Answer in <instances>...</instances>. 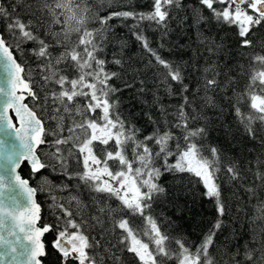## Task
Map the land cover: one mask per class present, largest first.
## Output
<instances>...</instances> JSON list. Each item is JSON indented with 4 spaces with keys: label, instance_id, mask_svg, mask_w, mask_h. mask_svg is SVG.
<instances>
[{
    "label": "snow or ice",
    "instance_id": "snow-or-ice-1",
    "mask_svg": "<svg viewBox=\"0 0 264 264\" xmlns=\"http://www.w3.org/2000/svg\"><path fill=\"white\" fill-rule=\"evenodd\" d=\"M113 5L131 8L122 0L0 4V66L6 74L0 82V262L124 264L127 253L135 264H264V152L245 163L206 144L219 132L236 153L240 145L233 142L242 129L249 140L259 135L264 148V37L256 35L264 28V0H195L191 8L184 0H150L146 12ZM113 20L134 22L129 31L142 58L123 56L127 44L115 37ZM145 23L162 38L173 24L194 33L195 58L165 59L144 34ZM209 24L234 34L210 36ZM114 39L121 52L109 59ZM20 55L35 68L26 69ZM125 93H131L128 114L120 111ZM45 112L54 126H46ZM73 158L77 169L70 167ZM25 166L27 178L21 175ZM176 173L191 174L215 205L216 220L198 245L172 236L166 229L175 221L154 214V206L167 203L183 219L181 190L165 187ZM37 177L42 184L33 186ZM224 182L256 201L243 222V208L229 216ZM45 186L49 195L68 194L51 195L56 215L50 224H40L35 200ZM137 217L140 229L132 224ZM90 228L116 243L104 247ZM50 233L54 238L46 244Z\"/></svg>",
    "mask_w": 264,
    "mask_h": 264
},
{
    "label": "trees",
    "instance_id": "trees-1",
    "mask_svg": "<svg viewBox=\"0 0 264 264\" xmlns=\"http://www.w3.org/2000/svg\"><path fill=\"white\" fill-rule=\"evenodd\" d=\"M1 4L5 7L9 6L12 3V0H0ZM102 0H93V3H100ZM119 2V0H118ZM185 4L188 8H191L195 5V0H184ZM123 4L131 5V8H120L116 5L113 7L116 10H135L137 12H146L150 8V0H122ZM102 13L106 12L107 9H100ZM205 15H208L205 13ZM134 22L132 20L128 21H120L113 20L110 21V24L115 27V37L119 38V40L126 42L127 48L123 50L122 54L125 58L131 56L134 61L137 58L143 57V51L138 42H136L129 31V26H131ZM123 25V26H122ZM144 30V34L147 36L148 40L151 42V46L153 48H159L160 55H162L165 59L171 60L176 63H185L190 58H195L196 56V47L197 43L195 41V35L192 32H180L176 29L175 24H173L172 29L170 30V34L167 37L162 38V34L155 30L154 26H150L147 23L141 25ZM208 31L206 34L213 37H224L233 35V30L227 28L222 25L209 24L205 26ZM224 28L223 31H220L221 28ZM203 31V30H202ZM257 37H264V28H261L257 33ZM163 44V47H159ZM113 47L109 49L106 53V56L110 59L113 53L121 52V49L118 45V42L114 39ZM180 45L182 47H178ZM202 51V49H201ZM21 63H24L27 68H35V64L28 60L27 57L20 55L18 57ZM137 66H140L137 63ZM112 70H116L115 67ZM35 76V73H32ZM151 73L149 74V76ZM131 93H125L122 97L123 103L120 106V111L124 114H128L131 109V105L129 104L128 96ZM30 106H32L33 102L31 100H27ZM140 107L136 106L134 112L139 113ZM46 126H54L53 123L47 121V113H44ZM229 120H232V117H228ZM145 124V120L142 118L138 121V126L143 127ZM235 130V129H234ZM231 139V138H229ZM235 144H239L240 147L237 149L236 153L229 151L228 149L232 147V144H227L221 138V133L214 132L211 137L206 141L207 146L212 147H222L229 158L235 157L237 161L244 160L245 163L247 160H252L256 156H258L261 152H264V148L260 147V136L258 135L256 140H249L244 134L243 130H240V133L237 137V140L233 142ZM245 149L247 151H245ZM251 152V155L248 152ZM242 153V154H241ZM207 155V153H205ZM225 163H227L225 161ZM70 167L73 169L79 168V165L76 163L75 158L70 162ZM22 174L25 177H28V168L25 166ZM43 175L47 176L48 173H44ZM59 183V181H57ZM31 183L36 186L37 184H42V180L40 177H37L31 181ZM73 184H77L76 181H73ZM168 185H174L176 188L180 189V205L185 209L183 213V219H177L174 215V210L170 204L164 203L159 207L154 206V214H163L167 217L172 218L175 221V228L166 229L170 232V234L174 237L183 236V238L187 241L188 245H198L203 238L204 234L207 233L212 223L216 220V212L214 202L204 198L203 187L196 182V179L188 173H176L169 174L167 176V182L165 187ZM246 186V185H245ZM224 196L227 198L226 203L229 207V216L235 218L237 215V209L243 208V211L239 213L241 217V222H243L244 214H251L252 205L256 203L255 200L249 202L247 194L243 191V189L237 185L230 184L228 182H224L223 185ZM51 195H55L58 199H64L68 194L61 193L53 190ZM51 195H49V189L45 186L42 191L37 193L38 203L41 205V220L40 224L45 223H54L55 222V209L51 207ZM75 195V193H72ZM261 199H264V193L260 194ZM87 202V201H85ZM75 202H73L72 207L75 208ZM246 206V207H245ZM85 218H87V213L84 214ZM225 223L231 225V220L227 217L225 218ZM132 224L135 228L140 229L143 227V222L140 218H132ZM92 237H95L97 240H100L101 244L104 247L109 246V242L116 243V240L113 236H108L106 233L100 232L99 228L95 230L89 229ZM55 233L46 234L44 237V242L47 244L54 238ZM117 235V234H114ZM228 235V232L223 233L219 236V241H222L224 237ZM103 237V238H102ZM147 242V238L141 237ZM175 247V245H172ZM98 251L102 252L103 249H99ZM124 264H135L133 257L127 253L124 254ZM45 264H50L49 260L45 261Z\"/></svg>",
    "mask_w": 264,
    "mask_h": 264
},
{
    "label": "water",
    "instance_id": "water-1",
    "mask_svg": "<svg viewBox=\"0 0 264 264\" xmlns=\"http://www.w3.org/2000/svg\"><path fill=\"white\" fill-rule=\"evenodd\" d=\"M0 4H1V2H0ZM5 73L3 72V70H2V66H0V82H3V79H4V77H5ZM26 103H28L27 101H25ZM21 175L22 176H24L23 174H22V172H21ZM25 177V176H24ZM25 178H27V177H25ZM34 186V185H33ZM35 200H36V202L38 203V200H37V195H36V197H35ZM39 226V225H38ZM0 264H5V262H0Z\"/></svg>",
    "mask_w": 264,
    "mask_h": 264
}]
</instances>
